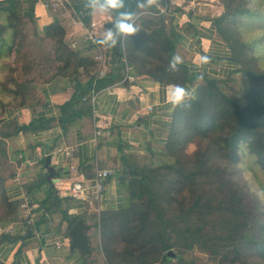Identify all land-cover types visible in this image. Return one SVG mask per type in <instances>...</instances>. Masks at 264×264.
Wrapping results in <instances>:
<instances>
[{"label":"trees","instance_id":"obj_1","mask_svg":"<svg viewBox=\"0 0 264 264\" xmlns=\"http://www.w3.org/2000/svg\"><path fill=\"white\" fill-rule=\"evenodd\" d=\"M37 2L39 0H0V12L6 15L4 21L0 20V59L5 52L21 53L23 50L26 36L20 25L30 22L37 26ZM83 2L81 0V4ZM222 2L225 10L215 18L216 30L217 34L222 35V42L229 51L227 60L234 70L224 77L206 75L195 95L175 107L164 149V155L172 157L174 162L169 158L157 167L137 164L125 173L127 175L123 181L129 189L130 206L100 215L102 243L105 239V252H111L103 264H111L109 260L120 256V251L112 242L114 236L128 247L127 255L132 257L138 253L140 260H157L158 264H172L176 260L177 264H184V254L193 251L196 246L214 260L220 259L219 264H247L248 259L256 254L264 258V207L244 190L242 180L237 178L240 186L233 182L231 173V169L247 153L254 165L264 171V69L250 61L247 54H241L247 43L239 45L240 48L237 46L240 41L236 39V16L254 15L247 7V1ZM24 4L29 5L25 11ZM152 10L157 9L152 7ZM84 11L77 15H82ZM257 17L264 21V16ZM81 18L87 25L91 24V16L82 15ZM137 21L134 22L137 32L125 35L122 43L125 44L128 63L132 67L137 65L138 73L135 75L141 86L153 82L184 88L190 85L195 75L191 73L188 63L178 64L176 70L170 67V61L176 56L177 42L183 36L173 27H167L163 19L140 16ZM229 24L233 30L227 31ZM66 36L67 30L58 22L45 31V37L53 41L52 62L57 65L54 75L45 82L49 83L57 76L67 77L76 89L71 100L64 105L72 108L71 114L63 118L64 124L79 118L81 113L74 107L81 94L87 93L89 96L91 91L99 92L123 80L130 71L126 69L129 64L123 61L121 44L115 47L109 45L108 48H112L111 55L119 61V65L111 67L105 77L95 76L83 82L80 69L87 70V57L71 47ZM96 45L101 44L96 42ZM34 67V63L27 64L24 74H29ZM236 73L241 74V86L239 90L233 91L225 83L229 75L232 77ZM32 80L27 81V84H15L17 88L12 87L14 84L1 85L0 95L10 99L8 103L0 98L2 108H7L5 104H11L9 107H24L34 102L39 84L36 85V81ZM29 93L31 98H28ZM89 107L91 109L90 103ZM33 126L34 122L28 126L10 122L2 129L0 222L14 216L20 205V202L9 201L6 194V181L15 174L6 152V139L27 132ZM194 141L198 151L195 152L194 160L189 161L185 150L187 144ZM165 170L170 171L168 175H161L160 172ZM162 189H166V192L161 193ZM170 210L173 212L172 217L167 215ZM117 218L124 221L119 225L123 230L119 234H115L116 227L113 225ZM166 219H169L170 225L179 224L181 232L168 230ZM78 221L79 218L72 219L70 228ZM170 251L175 254L173 259L168 258Z\"/></svg>","mask_w":264,"mask_h":264},{"label":"crops","instance_id":"obj_2","mask_svg":"<svg viewBox=\"0 0 264 264\" xmlns=\"http://www.w3.org/2000/svg\"><path fill=\"white\" fill-rule=\"evenodd\" d=\"M203 1V7H197L195 0L185 1L180 6L183 10H191L189 15H182L181 22L191 32L186 37L187 42L193 40L187 48L190 54L188 66L195 75L192 83L185 87L189 95L184 102L195 95L206 75L224 77L234 70L227 60L229 51L217 37L215 18L221 15L222 7L216 0ZM91 13L94 12L90 9L82 15L90 16ZM82 15L72 22V18L55 15L40 0L35 6L39 31L45 32L47 27L60 23L67 30L66 40L70 46L85 56L95 50L92 49L95 44L87 39L86 32L91 24L87 25ZM92 22L98 25L93 17ZM107 24L105 30L94 28L96 37L97 34L101 39L106 37ZM205 57L207 62L202 59ZM110 69L111 66H105L104 71L107 73ZM128 73L134 81H125V76L120 82L101 89L97 92L95 105L90 100L92 91L89 96L81 94L74 107L81 114L66 124L63 118L71 114L72 108L64 105L76 89L65 77L40 84L34 102L29 105L6 109L0 119V137L3 127L10 122L18 126L34 122V126L6 139V152L15 172L6 181V194L9 201L20 202V205L14 216L0 222V229H12L0 232L1 263H104V255L96 250L94 214L130 206L129 189L123 179L135 165H140L141 161L161 164L168 161L164 149L176 107L171 103L175 86L160 82L141 86L134 71ZM98 127L103 134L94 142ZM70 148L74 149L71 156L58 152ZM49 155L54 168V177L50 179L45 168ZM97 168L114 171L102 200L74 198L72 185L90 180ZM77 218L89 226L90 256L71 250L70 222Z\"/></svg>","mask_w":264,"mask_h":264},{"label":"rangeland","instance_id":"obj_3","mask_svg":"<svg viewBox=\"0 0 264 264\" xmlns=\"http://www.w3.org/2000/svg\"><path fill=\"white\" fill-rule=\"evenodd\" d=\"M24 1V0H21ZM188 2V0H156V3L152 6L146 5H139L136 8L135 16L133 22L137 21L140 16L143 17H152L154 20L163 19L165 25L168 27H173L180 35H182V39H179L176 45V56H180L182 58V61L184 63H188L190 54L187 52L188 43L192 42L193 40L187 42V35H191V32L189 29H186V27L182 24L181 18L183 14L189 15V11L191 10H183L181 5H184V2ZM237 3H243V0H235ZM247 1V7L250 9V11L254 15H243V16H236L235 19V27H237V36L236 39L240 41L238 43V48H240L239 45L248 44V46L245 48L241 54H247L249 56V60L255 63L259 68L264 69V21L259 20L261 17H257V15L264 16V0H246ZM81 2V0H62V6L57 11L54 12L52 9H48L51 12H53L55 15H59L60 18H63L65 16L68 19H71L72 22H74V18L79 16L73 9V6L78 5ZM195 5L197 7H203L205 1L203 0H195ZM218 5H222V0H216ZM157 6V7H156ZM181 6V7H180ZM152 7H155L157 10H152ZM193 7V6H190ZM222 11L224 9V5L221 6ZM29 8V5L24 4L23 10ZM192 9V8H189ZM86 11V9H85ZM91 22L92 17L95 19V21L98 23L96 27L100 30H105L104 25L107 23H112L114 21V13L111 14H100L99 12L91 13ZM6 19V15L2 12H0V20L4 21ZM7 22V21H6ZM5 22V23H6ZM25 22V20H24ZM23 23V22H22ZM87 26V25H86ZM20 28H22V31L24 33L25 41L23 50L21 53L12 52L11 54H8V52L3 53L2 58L0 59V89L1 85H9L13 88H17L15 84H27V81H30L34 79V83H37L36 85L40 84H47L45 81L48 78H51L54 73L56 66L53 64L52 59L54 57V44L53 41L45 37V32L38 31V27L33 25L30 22H25V25H20ZM35 29L38 31L39 35L36 33ZM96 28V31L98 30ZM225 29V27H224ZM229 29L233 30V27L231 24L227 26V31ZM226 31V32H227ZM219 40L223 41L222 35L217 34ZM188 36V37H189ZM97 37L100 38V36ZM98 39V38H97ZM96 39V41H97ZM95 41V42H96ZM68 42V41H67ZM224 42V41H223ZM257 42V43H256ZM261 43V45H259ZM110 44L107 45H96L92 49H95L89 54H86L88 60L87 70L80 69V76L83 79V81H86L89 78L97 77L98 71L105 68V66H117L119 65V61L116 59H113L112 57V48H108ZM120 50L123 51V61L124 63H128L126 60V53H125V44L122 43L120 45ZM90 48V47H89ZM83 54V53H82ZM98 56H102V60H97L96 58ZM182 62V63H183ZM34 63L36 67H34L31 72L27 75L24 74V70L27 67V64ZM125 64V67H126ZM129 64V63H128ZM130 68V71H134V73H138L137 65L134 64L132 67L131 64L128 66ZM127 69V67H126ZM231 76V75H229ZM227 77L225 86L227 88H230L233 91L239 90L241 86V74L236 73L232 77ZM59 77V76H57ZM56 77V78H57ZM62 77V76H61ZM67 78V77H65ZM55 79V78H54ZM53 79V80H54ZM70 80V78H68ZM33 81V80H32ZM71 81V80H70ZM45 82V83H44ZM38 85V86H39ZM37 94V92H36ZM27 95V93H26ZM33 97V94H32ZM0 98L10 103L9 98H2L0 95ZM28 98H31L30 93L28 94ZM8 108L11 106V104H5ZM15 106V104H12ZM17 106V103H16ZM6 108V109H7ZM5 108H2L0 105V119L3 117L5 113ZM198 145L194 142H191L187 144V148L185 152L188 155L187 160H194L195 158V152L198 151ZM205 148V147H204ZM203 148V149H204ZM170 158V157H169ZM167 158V160L169 159ZM172 162H174V159L171 157ZM253 159L251 156L247 153L245 154L242 159L240 160L239 164L236 165V167L231 169V173L234 177L233 182L237 183L238 186L239 180H242V186L244 187V190H247L252 196H254L260 203L261 206L264 207V171L258 167L255 166L253 163ZM163 163V162H162ZM141 166L146 167H157L161 165L160 162L157 163H147L141 161ZM162 166V165H161ZM170 171H162L160 172L161 175H165L169 173ZM238 178V179H237ZM166 181V180H164ZM166 187V182L164 185V188ZM212 191V189L210 190ZM166 189H162L161 193H165ZM251 196V199L253 197ZM167 213V212H166ZM1 214V212H0ZM101 214H94L95 222L97 223L96 227V233L95 236L97 237L96 241V250L101 252L102 255H104V262H106L107 255H111L110 251L105 252L106 246H105V239L103 240L100 236V227H99V220H100ZM168 216L172 217L173 212L170 210L169 213H167ZM123 224L122 219L117 218L115 221H113V225L116 232L115 234L122 233L123 230L120 228V224ZM167 229L175 232H181L180 231V225L175 223L173 225H170L169 219H166ZM120 225V226H119ZM110 227V224L109 226ZM152 231V230H151ZM99 239V240H98ZM176 241H179V239L175 238ZM112 242L117 246L118 250L120 251V256L114 257V260H109L111 264H145L146 262H155V264H158L159 261L157 260H147L144 259L140 260V255L138 253L131 255H127L128 247L126 245L124 246L123 243L120 242V238L117 237L112 239ZM104 245V247H103ZM127 249V250H126ZM120 257V258H119ZM184 264H219L220 259L214 260L213 257H211L208 254H204L201 252L199 247H195L193 251L187 252L184 254ZM175 262H172V264H177ZM247 264H264V258L260 255H253L251 258L248 259Z\"/></svg>","mask_w":264,"mask_h":264},{"label":"built area","instance_id":"obj_4","mask_svg":"<svg viewBox=\"0 0 264 264\" xmlns=\"http://www.w3.org/2000/svg\"><path fill=\"white\" fill-rule=\"evenodd\" d=\"M43 5L47 8V9H52L54 12H57L61 6H62V0H40ZM96 27V23L92 22L90 25V28L87 29L86 35H87V39L96 44V39L97 37L95 36L94 33V28ZM96 41V42H95ZM97 60H102L103 57L102 56H98L96 58ZM127 70H130V68L128 67ZM129 72V71H128ZM130 74L127 73L126 78L124 79L125 81H134V78L129 76ZM106 76V72L104 71V69L98 71L97 74V78H101V77H105ZM97 92L92 91L90 100L92 105H95L96 103V99H97ZM86 99V98H84ZM149 110H152L151 107H149ZM94 115L97 117V113L95 110H93ZM100 127H98V129L95 132V138H94V142L97 141V138L99 136H101L103 133L101 131V129H99ZM59 153H62L66 156H71L74 153V149L70 148V149H59L58 151ZM114 175V171L109 170V169H99L97 168L95 170L94 176L88 180V181H81V182H77L74 183L72 185L71 188V195L76 198V199H80V200H88L89 198L94 199L95 201H101L103 198V194L105 192V188H106V184L108 182V180ZM26 205H24L25 207ZM28 224H31L30 221L28 222ZM12 229H0V232H8L11 231Z\"/></svg>","mask_w":264,"mask_h":264},{"label":"clouds","instance_id":"obj_5","mask_svg":"<svg viewBox=\"0 0 264 264\" xmlns=\"http://www.w3.org/2000/svg\"><path fill=\"white\" fill-rule=\"evenodd\" d=\"M156 3V0H147V5L152 6ZM87 7L93 12H99L100 14H111L115 10H122L125 8V0H88ZM115 31L119 34L133 35L137 32V27L133 22V15L129 12L120 11V15L115 24ZM101 45L110 44L115 47L116 39L113 30L107 31L106 37L97 41ZM204 62H207V58H202ZM182 58L180 56H174L170 61V67L176 70L178 64H181ZM188 92L184 87L175 86L171 93V103L174 106H178L184 102L188 96Z\"/></svg>","mask_w":264,"mask_h":264},{"label":"water","instance_id":"obj_6","mask_svg":"<svg viewBox=\"0 0 264 264\" xmlns=\"http://www.w3.org/2000/svg\"><path fill=\"white\" fill-rule=\"evenodd\" d=\"M87 2L88 0H84L82 4L74 6V10L76 11V13H80L82 10H85V9L88 11L90 10V8L87 7ZM146 4H147V0H125L124 9L113 11L114 21L112 23H108L107 28L113 30V32L115 33L116 46H119L120 44H122V42L125 39L124 34H119V33H116L115 31V24L120 15V11L131 13L133 15V20H134L136 8L139 5H146ZM45 168L48 173V179L53 178L54 168L51 165L50 155L46 157ZM88 230H89V226L85 223L83 219H80L75 224V226L72 228L71 233H70L71 240H72L71 250L79 251V253L82 256H90L92 254L90 240L87 235ZM174 257H175V254L173 253V251H170L168 253V258L173 259Z\"/></svg>","mask_w":264,"mask_h":264}]
</instances>
